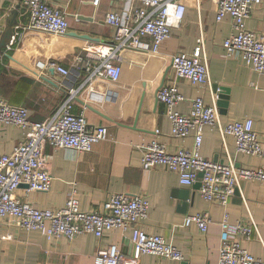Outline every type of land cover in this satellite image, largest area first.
Instances as JSON below:
<instances>
[{
  "label": "crops",
  "instance_id": "obj_1",
  "mask_svg": "<svg viewBox=\"0 0 264 264\" xmlns=\"http://www.w3.org/2000/svg\"><path fill=\"white\" fill-rule=\"evenodd\" d=\"M182 1L185 4L183 19L178 27L171 29L169 38L159 45L157 52L122 50L120 76L116 82H111L104 78L88 79V72L76 69L72 63L78 53L112 41L115 29L104 22V15L109 11H126L129 4L100 0L98 6H94L91 0H48L50 6L67 14L68 30L58 37L23 30L28 13L22 0H0V34L11 10L20 4L13 27L15 39L4 51L11 56H23L28 65L25 69L1 56L0 97L11 105L26 107L29 119L41 121L56 111L69 87L76 88L72 112H82L89 129L105 125L111 135L110 139L94 143L87 152L75 153L45 144L46 167L52 178L49 190L27 191V186L20 184L15 190L16 197L39 209H58L75 189L79 208L92 211L100 209L114 193L144 194L149 208L146 219L139 223L140 228L166 238L182 252L185 260L179 262L145 254L138 264H217L219 223L226 214L230 222L247 220L250 214L264 234V183L242 181L223 206L204 200L198 192V184H180L173 172L141 167L137 145L155 137L156 129L159 130L157 139L165 144L168 152L180 146L188 149L193 146V133L184 138L171 135L164 105L156 102L155 92L165 72L164 84L173 83L184 96L175 106L177 111L187 113L196 96H202L205 104H211L214 94L211 87L216 85L227 89L226 105L218 106L221 121L251 118L254 130L264 140V73L253 72L238 57L226 55L222 42L232 32V20L225 16L216 21L214 0H199L198 5L196 0ZM245 23L249 29H263L261 8H256ZM200 37L211 84L202 89L184 78L174 77L170 66L172 55L191 54ZM49 59L70 69V75L64 77L51 67H36V62L46 63ZM134 122L135 129L131 127ZM22 137L21 128L0 123V155L12 152ZM200 153L214 161L226 163L230 159L240 167L261 164L257 156L237 152L232 136L226 135L222 140L218 131L209 127L204 128ZM198 212H207L210 216L206 232L195 224L184 225L186 215ZM129 236V232L113 229L100 238L90 234L72 239L47 238L43 231L25 230L2 218L0 264H93L96 252L111 245L129 255ZM242 244L254 256L264 259V251L255 239Z\"/></svg>",
  "mask_w": 264,
  "mask_h": 264
},
{
  "label": "built area",
  "instance_id": "obj_2",
  "mask_svg": "<svg viewBox=\"0 0 264 264\" xmlns=\"http://www.w3.org/2000/svg\"><path fill=\"white\" fill-rule=\"evenodd\" d=\"M112 1L129 4L130 7L126 11H109L104 15V22L115 29L112 41L78 53L73 61V67L88 72V79L104 78L116 82L121 73L120 52L127 48L157 52L159 45L169 38L171 29L180 25L185 12L182 0ZM214 1L216 21L225 16L232 20V32L222 42L226 55L238 57L253 72L264 73V28L249 29L245 23L259 7L264 19V0ZM99 2L91 0L94 6H98ZM196 4H199V0H196ZM22 5L28 13V22L22 27L23 30L58 37L66 34L68 18L65 11L50 6L48 0H22ZM14 39L15 34L10 43ZM170 66L174 77L184 78L198 89L211 85L201 37L191 54L172 55ZM36 67L54 68L64 77L71 73L70 69L53 59L46 63L38 61ZM76 93V88L69 87L56 111L41 121L29 119L26 107L11 105L0 97V123L23 130L22 140L12 152L0 155V219H8L25 230L43 231L47 238L64 236L72 239L81 234L100 238L104 232L113 229L129 232V255L111 245L96 252L93 264H138L145 254L183 262L185 257L182 252L166 238L140 228L139 223L146 219L149 208V202L142 193L111 194L100 209L92 211L79 208L75 189L69 193L64 206L58 209H39L29 201L16 197L15 190L20 184H25L27 191L49 190L52 178L46 167L45 144L79 153L90 151L94 143L111 138L107 126L89 129L84 114L72 112ZM214 94L211 104H205L202 96H196L190 102L189 111L181 113L175 106L184 100V96L173 83L161 86L157 99L164 105L171 135L184 138L193 133V146L190 149L180 146L174 152H168L165 144L155 135L151 140L137 145V149L142 169L162 168L173 172L177 174L180 184L186 186L198 182V192L204 200L226 206L242 181L264 183V140L254 130L251 118L222 122L217 106L218 97ZM206 127L216 129L222 140L226 135L232 136L237 152L257 156L261 164L240 167L230 159L223 163L202 156L200 146ZM155 132L157 134L159 130ZM241 197L245 203L246 199ZM210 223L207 212L189 214L184 218L185 226L195 224L202 232L207 231ZM219 224L217 264H264V259L254 256L242 244L255 239L264 251V234L260 233L250 214L247 220L235 222H230L226 214Z\"/></svg>",
  "mask_w": 264,
  "mask_h": 264
},
{
  "label": "water",
  "instance_id": "obj_3",
  "mask_svg": "<svg viewBox=\"0 0 264 264\" xmlns=\"http://www.w3.org/2000/svg\"><path fill=\"white\" fill-rule=\"evenodd\" d=\"M19 8H20V4H17L15 6V8L13 10H11L9 16L6 19L5 27H4L3 31L1 32V34H0V58H1V56H6L15 65H18V66H21V67L27 69L28 68V65H27L26 58H24L23 56H11V55H8L4 51V49L8 46V44L10 43V40L12 38V35H13V27L17 23L16 16H17V13H18ZM166 73L167 72H165V74H164V76H163V78H162L159 86L156 89V92H155L156 102L158 101L157 100V91L164 84ZM217 89H219V91H218L217 105L219 107H222V106L226 105V100H225L226 99V96L225 95L227 93V89L214 85L213 86V91L216 92ZM142 99H143V95L140 98V104H139L138 109H137L136 118H137L138 113L140 111V106H141ZM135 124L136 123L134 122L132 124V126H131L133 129L136 128V125Z\"/></svg>",
  "mask_w": 264,
  "mask_h": 264
},
{
  "label": "rangeland",
  "instance_id": "obj_4",
  "mask_svg": "<svg viewBox=\"0 0 264 264\" xmlns=\"http://www.w3.org/2000/svg\"><path fill=\"white\" fill-rule=\"evenodd\" d=\"M13 35H14V33H13ZM11 39H12V38H11ZM10 41H11V40H10ZM12 43H13V42H12ZM12 43H9V44H12ZM109 43H110V42H109ZM9 44H8V45H9ZM74 58H75V57H74ZM73 61H74V60H73ZM73 64H74V63H72V65H73ZM163 85H165V84H163ZM163 85H162V86H163ZM213 86H214V85H213ZM213 86H212V91H213ZM218 91H219V89H217L216 92L213 91L214 93L217 94V97H218ZM157 100H158V99H157ZM217 100H218V98H217ZM158 102H159V101H158ZM217 106H218V105H217ZM87 126H88V125H87ZM157 130H158V129H157ZM154 133H155V135H158V134H159V133L156 134V132H154ZM241 154H243V153H241ZM212 161H214V160H212ZM216 162H223V161H216ZM223 163H225V162H223ZM261 183H263V182H261ZM194 184H198V185H199L198 182H195ZM194 184H192V185H194ZM198 187H199V186H198ZM237 189H238V188H237ZM237 189H235L234 194H235V192H236ZM234 194H233V195H234ZM241 196H242V195H241Z\"/></svg>",
  "mask_w": 264,
  "mask_h": 264
}]
</instances>
